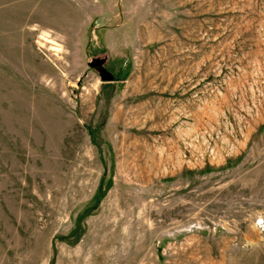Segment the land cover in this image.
I'll return each instance as SVG.
<instances>
[{"label":"rangeland","instance_id":"1","mask_svg":"<svg viewBox=\"0 0 264 264\" xmlns=\"http://www.w3.org/2000/svg\"><path fill=\"white\" fill-rule=\"evenodd\" d=\"M0 264H264V0H0Z\"/></svg>","mask_w":264,"mask_h":264},{"label":"water","instance_id":"2","mask_svg":"<svg viewBox=\"0 0 264 264\" xmlns=\"http://www.w3.org/2000/svg\"><path fill=\"white\" fill-rule=\"evenodd\" d=\"M89 66L98 72L103 82L111 83L114 81L112 74L103 67L102 61L93 60L91 63H89Z\"/></svg>","mask_w":264,"mask_h":264}]
</instances>
